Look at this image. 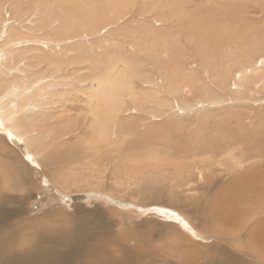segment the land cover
Instances as JSON below:
<instances>
[{"label": "rangeland", "instance_id": "1", "mask_svg": "<svg viewBox=\"0 0 264 264\" xmlns=\"http://www.w3.org/2000/svg\"><path fill=\"white\" fill-rule=\"evenodd\" d=\"M13 1L16 0H0V5L5 7L4 20H11L10 17L14 11ZM44 1H49L45 3L48 5L40 3L41 0H26V5H24L26 12L28 14L34 12L35 6L42 5V7L45 6V9L51 10L52 14H59L57 11L71 14L76 18H74L76 20L75 34L86 35L88 33L87 39H90L91 44L96 45L99 41L113 38L114 50H108L110 54L119 52L121 44L131 40L128 38V30L131 28L134 32L136 31V37L133 42L130 41L129 43L132 42L133 46H136L134 50L128 49L127 54L134 55L135 60L144 67L141 68L140 72L144 69L147 70L155 80H159L161 83L162 76L167 73L166 69L175 67L180 71H187L188 69L190 82L194 80L196 75L205 81V88L203 91H199V87H196L189 93V89L185 87L180 95L165 91L160 96L158 95V99L168 100L171 108H175L174 113L169 107L166 111L161 112L160 118L147 115L144 122V116L142 118L138 114L139 108H147V113L153 115L151 109L159 106L149 98L143 99L141 97L134 102L129 99L128 95L126 96L125 108L127 109L123 112L126 114L121 119L130 118L132 120L131 125L134 130L133 127L131 130L135 131V135L129 136L133 142L129 144L128 148L132 149L134 145V149L127 152L126 148H123L125 151L121 155L123 158H128L138 154L142 157L154 154L160 159V161L153 159L156 161L152 165L149 158L145 160L151 166L147 168L143 185L144 182L148 183L151 177L150 186H153V198L148 197V191L143 189V185L142 190L146 196L141 195V190L138 192L139 196L133 193L135 188L131 190L126 182L121 180L122 177L114 171L112 165L108 167L109 170L106 172L105 167V173L95 172L92 169L96 160L94 149L89 142L88 123L91 118L85 113V108L88 106L85 96L87 93L84 92V89L87 90L88 86L78 85L77 80H75L77 90L75 89L73 94L71 93L70 102L68 101V106L65 107L74 108L68 112L70 115L62 112L57 119L49 120L43 130H35L34 143L41 141L42 147L34 151L35 154L41 156L35 160L34 165L20 154L5 134H0V191L11 196L13 200L15 198L13 204L21 207L25 213L24 222L29 220L37 226H42L41 228L44 227L43 231H47V227L62 229L69 226L71 217L66 215L71 213L72 208L83 206L81 209L83 214H87L89 211H97L105 217L96 218L95 221L103 220L110 224L112 227L107 229L106 237L125 239L128 242H124L125 250L129 253L132 250L135 251L132 249L134 246L132 242L135 240L137 243L139 242L138 248H136L143 250L150 258L147 262H139L140 264H264V258L257 256L259 252H264V239L260 238L259 235L255 245V238L251 241L246 232L241 231L244 226L250 227L245 221L249 220L247 208L246 210L242 208L247 206L249 209H253V206L248 203H252L255 198L249 199L250 195L244 188L243 190L236 189L233 192L236 187L230 186L234 183L231 176L232 172L234 173L233 166L236 167L237 161L235 157H231L230 151L226 152L229 155L225 154L224 151V148L227 147V150L234 152L236 158L244 159L245 155L252 157L250 162L245 165L253 168L251 172L239 169L240 174L258 171L259 174L264 173V82H262L264 70L261 69V66L255 67L259 71L263 70L259 72L258 80L254 81V83L259 82L256 86H250L252 80L244 82L253 90H247L246 87L237 90L236 81L233 80L241 70H244V67L249 66L251 68V64L256 63L264 65V0ZM64 6L67 9L64 10ZM89 22L91 25L95 22L96 33L95 31L89 33L87 29ZM25 28L23 27V29ZM77 29L78 31H76ZM170 31L177 37L182 48L178 50L179 52L173 50L170 57L165 58L166 66L158 69L157 57L161 54H158L155 47L152 46L157 45L158 48L160 43L172 34ZM22 33L23 38L28 37L26 32ZM150 35L155 36V38ZM70 38L72 37H69L68 40ZM78 38L79 36L71 40L76 39L75 43ZM84 39L85 37L82 38V40ZM78 41L76 43H79ZM80 43L82 42L80 41ZM87 43L85 42V44ZM145 45H148L147 51H151V53L143 52L142 49ZM137 46H140L139 51ZM84 53L78 52L77 54H80L78 55L80 57ZM94 54L96 57L100 55V58H104L103 52L96 54L95 51ZM96 57L91 55L92 59L90 58L88 63L79 60L77 64L83 63L82 65L88 69L89 66L94 65L95 59L97 61ZM240 61L242 66L239 64ZM245 62L249 63L246 65ZM77 64L75 66H78ZM237 64L239 68L236 67ZM128 65L131 67V64ZM120 67L125 68L122 64ZM162 70L165 72H161ZM44 74L38 80L48 76H44ZM181 74H179L180 79L183 78ZM141 77L136 80V87L146 88L149 91V87L144 85L148 80ZM88 82L91 83L90 80H87V84H90ZM190 82L188 84H191ZM162 85L160 84V86ZM246 93H248L249 98H247ZM45 96L47 97V95ZM48 96L53 97L52 94H48ZM201 97L214 100V104L210 101L207 103V101V107L198 106L197 99L200 103L204 101ZM62 105L63 103H58L57 108H64ZM177 108H184L185 110L178 112ZM161 109L163 110V108ZM25 137L27 140H32L28 135ZM225 137L226 139L227 137L231 138L229 144L225 143ZM126 140H128L127 137ZM38 151L42 152L39 153ZM105 158L109 159V152L103 155L99 163L104 164ZM211 159H214L215 164L209 162L212 161ZM219 161L222 162L221 166ZM152 166L154 167L152 168ZM190 170L192 171L190 172ZM97 172L102 174L103 183L99 181L100 174ZM187 173L189 176L190 173H193V176L190 177L192 180L189 187L185 188L189 177ZM201 173L202 176L198 177ZM135 176L140 179L139 173H136ZM181 176L183 177L180 178ZM173 178L176 179L173 183L178 182L179 185L173 191L176 195L178 194L176 197L171 196L169 192L172 187L168 191L169 193L166 190L170 186L167 183ZM22 179L23 185L20 184ZM161 179H165V184H163L165 188L160 187ZM5 181L7 186L3 185ZM258 185H260L259 188L264 189V180L258 182ZM232 193L237 194L233 197L234 194ZM83 194L88 196L86 201L74 202L67 198L71 195ZM65 196L66 198H64ZM240 196L243 198L242 202ZM156 197H162L158 200L159 203L154 199ZM256 198L261 199V195L258 193ZM223 199L227 200V204L224 205L223 203L221 206ZM229 199L233 202H229ZM261 202L264 203V200L261 199ZM261 205L257 204L254 208L261 211ZM126 206L131 208L134 206L143 210L157 206L166 208L180 214L179 216L183 220L186 218L185 220L188 221L187 224L192 231L190 233L180 227L182 224L163 219L150 212H141L140 216L134 208H125ZM224 206L226 208L224 211L229 214L223 211ZM222 214L226 215L223 216ZM232 214H236L235 217ZM135 215L140 216L139 220ZM239 215L243 219H240ZM45 217L50 219L43 220ZM261 218L263 219L264 216L262 215ZM149 220L163 225L162 234L160 232H155L153 235L149 234L148 228H143L144 226L135 228L139 223ZM26 230H28L26 234L30 236L36 231L32 228ZM148 236L150 237L146 239ZM141 237H143L142 240ZM247 244L253 247L254 245L255 247L259 246L258 251L261 250L255 254L250 251ZM223 251H226L227 254H224ZM117 253L120 255L118 251Z\"/></svg>", "mask_w": 264, "mask_h": 264}, {"label": "bare ground", "instance_id": "2", "mask_svg": "<svg viewBox=\"0 0 264 264\" xmlns=\"http://www.w3.org/2000/svg\"><path fill=\"white\" fill-rule=\"evenodd\" d=\"M13 2L14 3H12V5L14 6V11H12V16L10 17L11 19L10 21L4 20L3 16L5 15L4 14L5 7L0 5V132H1L0 134L3 133L9 138L10 137L9 133H11V136L16 137L19 143L25 145L28 156H31L32 160L27 159L28 157L27 158L24 157V158L29 163L34 165L35 160L41 157L39 154H35L34 151L42 147L41 141H38L39 143H34L35 130H43L44 126L48 124L47 122L49 120L50 121L55 120L61 115L62 112H65L67 114L68 112L74 109V108H65V107L68 106V101L70 102L71 99L70 98L71 93L73 94L74 90L77 87V84L75 83V80H77L78 85L82 87L88 86L87 90L84 89V92L86 91L87 93L85 94V96L87 99V106H88V108H85L86 109L85 113L91 118V120L88 123L89 124L88 130L90 133L89 142L92 148L94 149V156H95L94 158L96 160L95 164H93L92 169H94L95 172L99 171L101 173H105L106 171L109 170L108 167L112 165L114 171H116V173L120 177H122L121 180L125 181L126 185L131 190L135 188L133 193H136V195L139 196L138 192L141 190V195H145L143 193L144 191L142 190V185H143V181L145 180V176L147 175L146 174L147 168L148 166H151L153 162L156 161V160L153 161V159H159V158L154 156V154H149L146 156L144 155V157L139 156V154L136 155L135 157L132 156L128 158L122 157L121 154L123 151H125L123 150V148H126L127 152L128 150L134 149L133 148L134 145L132 146V149H129L128 146L133 142V140H131L129 136L131 137L133 134L135 135L134 133L135 131L131 130V128L133 127L131 125L132 120L130 118L127 120L121 119L123 118L122 116L126 114L123 113L127 109L125 108L126 100H127L126 96L128 95L129 99L133 100L134 102L138 101L141 97L143 99L149 98L152 99L154 102H156V105L159 106L158 108L151 109L153 110V115L151 113H147L148 111L147 108H139L140 110H138V114L141 115L140 117L142 118L144 116L143 119L144 122L146 120L147 115L152 116L154 118H160L162 116L161 112L166 111L169 107L171 112L174 113L175 108L174 107L171 108L169 101L166 99L159 100L158 95L160 96L165 91H168V93H173V94L176 93L180 95V93L183 92V89H185V87L189 89V93L191 90L196 89V87H199L198 88L199 91L200 90L203 91V88H205L204 87L205 81L195 75L194 80L190 82V77H189L190 71L188 69L187 71L186 70L180 71L179 69H177V67L169 68L168 70L166 69L167 73L162 76V80H160L161 83H159V80H155L152 77L151 73H148L147 70L144 69L145 71L142 70V72H140L141 68L144 67L141 65L139 61L135 60V58L133 57L134 55L127 54L128 49L134 50L136 46V45L133 46L132 43L134 38L136 37L135 34L136 31L134 32L131 28L128 30L129 32L128 38H131L130 41L132 42L129 43L130 42L129 41L128 42L129 44L128 43L121 44V48L119 50L120 53L117 52L110 54L108 50H114L113 38L104 39L102 41H99L97 44L95 43L97 46L91 44L90 39L89 40L87 39L88 33L86 35L75 34L76 20H74L75 17H73V15L71 14L68 15L63 12L60 13L59 11H57L59 14H52L51 10L45 9L44 8L45 6L42 7V5L35 6L36 8L34 9V12H31L32 14L31 13L28 14V12H26V6H24L26 5V0H16ZM47 2L41 0L40 3L45 4ZM162 3L165 4L163 1ZM65 9L67 8H65L64 6V10ZM94 23L92 25L91 22L88 23L87 29L89 33L93 31H95V33L97 32ZM23 27L26 28L23 29ZM76 31H78V29ZM22 32H26L28 37L23 38ZM170 32L172 33V31ZM77 36H79L78 40H80L82 43H80V41L78 40L77 41L79 43H76L77 41L74 43L76 39L71 40L72 38H75ZM150 36L155 38V36L153 35ZM69 37L72 38L68 40ZM84 37L85 39L82 40V38ZM85 42L88 43L85 44ZM136 43L138 44V42ZM156 46H152V47H155V51L158 54H161L158 57L156 56L157 61L159 63L158 69H161L163 66H166L165 65L166 63H164L166 60L165 58H169L170 53L173 52V50L178 51L179 49L182 48V46H180L179 44L177 37L173 33L167 36V38L160 43V46H158V48ZM139 47L137 46V50ZM148 49H149L148 45H145L142 50L143 52L144 51L146 52ZM95 51L96 54L103 52L104 58H100V55L96 57V55L94 54ZM78 52H85V53L83 54V56L79 57L78 55L80 54H77ZM149 53H151V51L146 52V54ZM91 55L95 56L97 58V61L95 59V61H93L94 65H92L91 67L89 66L88 69H86L85 65H82L83 63L80 64L79 62L80 65L77 64L79 60L81 62L89 61ZM248 63H246V65ZM75 64H77L78 66H75ZM121 64L125 66V68H121L120 67ZM128 64H131V67ZM239 64L241 65V61ZM237 66L238 64L236 65V67ZM257 66H261V69L264 70V65H259V63L251 64V68H249V66L247 68L244 67V70L240 69L241 72L238 70L240 72L239 75H237L236 77L233 76L235 77L233 80H235L237 83L236 84L235 81H233L236 85L237 90L243 89L242 87H246L247 90L252 89L249 87V85L244 83L245 81L252 80L250 86L251 85L256 86L259 83V82L254 83V81L258 80V74L263 70L261 71L257 70L255 68ZM161 72H165V70H162ZM180 73H182L181 74L183 76L182 79H180V75H179ZM43 74L44 76L45 75L48 76L38 80V78L39 77L41 78ZM141 76L145 77V79L148 80V82L144 83V85L149 87L150 93L146 88L141 89L136 87L137 84L136 80ZM201 78H203V76H201ZM262 79H263L262 82H264V78ZM87 80L88 81L90 80L91 83L88 82L90 84H87ZM188 82H190L191 84H188ZM160 84L163 85L160 86ZM140 89L141 92L139 93ZM48 94H52L53 97H49ZM247 94L248 93H246V96ZM45 95H47V97ZM247 98L249 97L247 96ZM202 99L204 101H201V103L197 99L198 106L207 107L206 104L207 101H208L207 103H209V101L210 102L214 101V100L212 101V99L210 100L207 97ZM219 101L222 102L223 100H219ZM58 103L61 104L63 103L62 106L64 108H61L60 106H59L60 108H57ZM161 108H163V110ZM177 110L178 112H180L182 110L184 111L185 109L177 108ZM258 127L261 128V126ZM132 129L134 130V127ZM26 135H28V137H31L32 140L31 141L27 140V137H25ZM126 137L128 140H126ZM225 139H224L225 143L229 144L231 138L229 139L227 137V139L226 140ZM190 145H193V143H190ZM14 147L18 149L16 146ZM226 148L227 147L224 148L225 154H227L226 152L230 151L231 152L230 155H232L231 157H235V160L237 161L236 167L233 166L234 173L232 172V176H231V178H233L232 180L234 181V183L230 186L234 185L236 187V188L234 187L235 190L233 191L232 189V191L235 192L236 189L243 190L244 188V190L247 189L246 192L249 193L250 195L249 199L253 200L255 198L252 203H248L251 206H253V209H249L247 206H244L243 208L241 207L242 209L245 208V210L247 208V212H248L247 217L249 218V220H245V221L248 225H250V227L248 228L244 226L241 231L246 232L249 240L252 241L255 238L254 242L256 245V240L259 235L260 238L264 239V220H263L264 218L263 219L261 218L262 215L264 216V203L261 202V199L264 200L263 197L264 189L259 188L260 185H258V182H262L264 180V173L260 172L262 174H259L258 171L254 173L240 174L241 171H239V169H245L251 172L253 168H250V166L247 167L245 165L250 162L252 157H248L247 155H245L246 157L244 159L236 158L234 152L231 150H227ZM107 152H109V159L105 158V163L100 164L99 163L100 159ZM147 158H149V162H152L151 165L145 162ZM211 160L212 161L209 162L214 163V159ZM167 165L168 164H166V166ZM219 165L220 166L222 165L221 161H219ZM153 167L154 166H152V168ZM191 171L192 170H190V172ZM119 172L122 174H120ZM136 173H139L140 179L136 178L135 176ZM202 173L200 176L198 175L197 176L201 177ZM112 174L114 175L115 173L113 172ZM192 174L193 173H190L189 176V174L187 173L189 177L187 178L185 188L189 187V183H191L192 180L190 178ZM182 177L183 176H181L180 178ZM102 180H103L102 174H100L99 181L102 182ZM161 180L162 181H160L161 184L160 187L165 188V186L163 185L165 184V179H161ZM175 180H176L175 178L170 179L169 183H167L170 186L168 187V189H166L167 193L170 192L171 196L174 197H176L178 194L176 195L173 191H175V188L179 187L178 182L173 183L175 182ZM23 182L24 181L22 179L20 184H22ZM151 182L152 181L150 177V181L148 183L144 182L143 185V189L145 191H148L149 198H151L153 195L152 192L153 186L152 187L150 186ZM3 185L7 186V182L5 181ZM171 187L172 190L169 191ZM258 193L259 195H261V199L256 198L258 196ZM160 194L163 195L162 192H160ZM232 194H234V196ZM232 194L231 195L235 197L237 193L236 194L232 193ZM162 197H156L154 199L158 201L159 199H162ZM240 197L239 199L242 198ZM64 198H66V196ZM67 198L69 199L70 197ZM246 199H248V197H246ZM242 200L243 198L240 201L242 202ZM157 201H155V203H157ZM162 202H165V200H162ZM221 202H222L221 206L223 203L224 205L227 204V200L223 199ZM229 202L232 203L233 201L230 200ZM13 203H15V198L13 200L11 196L5 195V193L0 191V264H140L139 262L141 263L142 261L147 262L148 259H150L148 258L149 255L146 254L143 250L137 249L139 242L137 243L136 240L132 242L134 243L132 249H134L135 251L132 250V252L129 253L127 250H125L124 242L125 243L127 242L125 239H122L121 237H116L114 239H111L110 237H106V233L108 231L107 229L109 227L111 229L112 226L108 223H105L103 220L99 222L95 221L96 218L98 219L105 218L101 213L97 211L96 212L89 211L87 214H83L81 212L83 206H74L71 210V213L66 215L71 217L69 226L64 227L62 229L47 227V231H43L42 229L44 227L41 228L42 226H37L35 225V223L31 221L29 222V220L24 222L25 213L23 209L17 206L16 204L14 205ZM257 204H262L261 211H257V208L256 209L254 208V206ZM160 206L159 207L157 206L158 208L153 207L151 209H144V210L134 206H132V208H134L139 215L141 212H146V213L150 212L153 213V215L155 216L162 217L163 219L173 221L174 223L176 222L180 223L182 224V226L180 227L191 233L192 230L189 228L187 224L188 221L185 220L186 218H184L183 220L179 216L180 214L169 211L166 208H161ZM125 208L130 209L131 207L126 206ZM224 208L225 206L223 207V211L226 210V208L225 209ZM226 214H222V215L225 216ZM139 215H135L136 217H138V220L141 216ZM247 217L245 216V218ZM47 218L48 217H45L43 220L50 219ZM239 218L243 219L241 216ZM185 224L188 227H185ZM137 226L139 227L144 226L143 228L147 227L149 234L152 235L155 232L158 233L160 232L161 234L163 232V225L162 224L160 225V223L158 222L154 223L152 220L139 223L138 225H136L135 228H137ZM27 228L36 229V231H34L33 234H31L30 236L26 234L28 231L26 230ZM150 236L146 237V239H148ZM140 239L142 240L143 237H141ZM255 245L253 247L247 244V247L250 249V251H253L255 254H257L259 246L255 247ZM260 250L261 249H259V251ZM117 251L120 253V255L117 253ZM223 252L224 254H227L226 251ZM258 255L264 258V252L263 253L259 252L257 256ZM153 257H152V262L154 261ZM227 261L225 262L227 263Z\"/></svg>", "mask_w": 264, "mask_h": 264}, {"label": "water", "instance_id": "3", "mask_svg": "<svg viewBox=\"0 0 264 264\" xmlns=\"http://www.w3.org/2000/svg\"><path fill=\"white\" fill-rule=\"evenodd\" d=\"M13 137H14V136H10V137L8 138L9 142H10L13 146H16V147L19 149V150H18V149H17V150L20 151L21 154H22L25 158L29 157L25 145H23L22 143H19V142L17 141L16 137H14V139H13ZM27 159H28V158H27ZM87 198H88V196H87V195H84V194H83V195H71V196H70V199H71L72 201H74V202H77V201H86Z\"/></svg>", "mask_w": 264, "mask_h": 264}, {"label": "snow or ice", "instance_id": "4", "mask_svg": "<svg viewBox=\"0 0 264 264\" xmlns=\"http://www.w3.org/2000/svg\"><path fill=\"white\" fill-rule=\"evenodd\" d=\"M9 136H11V133H9ZM13 139H14V137H13ZM28 159H29V160H32V157L29 156ZM185 227H188V226L185 224Z\"/></svg>", "mask_w": 264, "mask_h": 264}]
</instances>
